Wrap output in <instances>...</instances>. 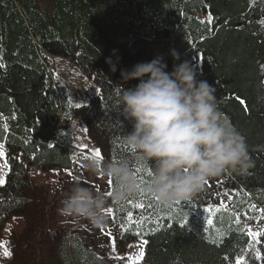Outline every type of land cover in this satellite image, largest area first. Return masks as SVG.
Segmentation results:
<instances>
[{"label":"trees","instance_id":"16d2710c","mask_svg":"<svg viewBox=\"0 0 264 264\" xmlns=\"http://www.w3.org/2000/svg\"><path fill=\"white\" fill-rule=\"evenodd\" d=\"M208 15L213 22L202 24ZM261 20L264 0H0V64L4 65L0 68V114L9 125L7 132H0L4 138L0 142L5 143L11 163L7 183L0 187V239L6 224L23 217L32 203L36 186L31 171H72L73 120L84 122L88 137L102 152V162L132 160L123 142L132 123L115 103L120 69L131 70L136 63L160 56L169 70L174 63L190 61L197 79L217 89L218 106L246 138L254 167L244 175L225 172L212 178L191 200L170 208L141 192L129 201L143 203V209L129 201L111 206L109 200L115 211L110 233L115 254L125 259L133 243L146 239L144 264H234L241 255L247 264H264V239L254 242L240 231L264 227L256 225L260 222L249 223L232 202L237 195L264 209ZM173 49L180 61L170 55ZM49 55L75 64L98 86L99 95L87 106L72 108L67 89L54 80ZM110 56L114 62L119 57L115 73L106 63ZM137 83L133 80L124 86ZM139 176L144 182L149 178L146 172ZM221 203L228 206L221 213L231 219L221 218L218 212L210 227L204 209ZM128 212L133 222H141L139 226L125 223ZM213 237L215 244L210 242ZM257 250L261 259H255ZM56 258L59 264H114L98 257L72 231L60 240Z\"/></svg>","mask_w":264,"mask_h":264},{"label":"clouds","instance_id":"9594fccd","mask_svg":"<svg viewBox=\"0 0 264 264\" xmlns=\"http://www.w3.org/2000/svg\"><path fill=\"white\" fill-rule=\"evenodd\" d=\"M170 55L180 61L176 50ZM106 63L115 73L119 57L114 62L110 56ZM197 75L190 61L174 63L169 70L160 56L136 63L131 70L120 69L115 103L132 123L123 138L132 160L83 158L85 170L112 179L114 186L107 195L73 184L61 201L62 216L83 218L99 227L107 220L109 200L111 206H123L142 191L170 208L191 200L212 178L225 172L244 175L254 167L246 138L218 106L217 89ZM133 80L138 81L135 86H124ZM148 165L152 174L144 182L137 168Z\"/></svg>","mask_w":264,"mask_h":264},{"label":"rangeland","instance_id":"374dc122","mask_svg":"<svg viewBox=\"0 0 264 264\" xmlns=\"http://www.w3.org/2000/svg\"><path fill=\"white\" fill-rule=\"evenodd\" d=\"M48 61L57 84L67 89L72 108H76L77 103L81 107L87 106L99 95L98 86L90 81L75 64L52 55L48 56ZM71 124L76 148V164L73 170L71 172L54 170L49 173L31 171L30 177L36 186V193L27 213L6 224L0 243L6 242L12 256L6 258L0 254V264H59L56 255L60 240L66 231L77 232L98 257L114 264H129L128 258L139 251L140 241H137L130 246L127 258H119L115 254L110 234L115 218L114 209L113 213H107L106 222L99 227L86 219L60 214L61 201L73 184L80 183L105 194L112 189V185L108 184L110 178L93 175L82 167V159L91 157L92 151L99 148L88 137L85 124L81 119H75ZM82 145H87V149H82ZM85 150H88L89 154L83 153ZM235 197L232 202L239 207L238 213L249 223L260 222L256 225L264 227L260 211L253 210L252 202L246 197L244 199L237 195ZM207 214L209 216L208 212ZM221 214V218L227 216L225 213ZM227 218L231 219L230 216ZM144 259L145 256L139 264H144Z\"/></svg>","mask_w":264,"mask_h":264},{"label":"snow or ice","instance_id":"6c2138e0","mask_svg":"<svg viewBox=\"0 0 264 264\" xmlns=\"http://www.w3.org/2000/svg\"><path fill=\"white\" fill-rule=\"evenodd\" d=\"M200 22L202 24L203 23L211 24L213 22V17L211 15H208L205 20H202ZM259 23L261 25H264V20L259 21ZM2 67H4V65L0 64V68H2ZM241 103H243V101H241ZM75 107L76 108H80L81 105L79 103H77L75 105ZM0 121H3V127H2V129H0V132H7L9 130V125L7 124V118L3 117V115L0 114ZM3 139H4L3 136L0 135V141H3ZM49 146L51 147V145H49ZM81 148L82 149H87V145H82ZM91 157H95L97 160L101 161L103 159L101 150L100 149H96V150L92 151ZM0 161H2V163H0V187H3L7 183V180H6L7 174H8V172L11 171V163H10L9 156H8L6 150H5V143L4 142H0ZM5 169L7 171H4ZM137 172H139V173L140 172H146V174L148 176H151L152 167H151V165L141 166V167L137 168ZM140 179L143 180L142 177H140ZM113 183L114 182H113L112 179H110L108 181L109 185H113ZM208 183H209V181L206 182L205 186H207ZM106 194L110 195L111 192L108 191ZM141 195H143L142 191H141ZM129 203L132 204L131 201H129ZM132 207L137 208V209H143V208H145V205L143 203H135V204H132ZM251 207L253 208V210L256 209L255 205H252ZM204 210L209 213V216L207 218V224L211 227V226H214L213 216H215L216 213L220 212L221 210L227 211L228 210V206L224 205L223 203H221L220 207H218V208L214 209L212 207H207ZM259 211H260V214H261L260 218L264 219V209H259ZM107 213H109V214L113 213V209L112 208H108L107 209ZM183 220H184L185 224L188 222L186 215L184 216ZM125 223L133 224V226H139L141 222L140 221L133 222V214H132V212H128L127 219H126ZM235 223L238 224V225L240 224V217L239 216L235 217ZM126 230L127 231H131L132 229L128 228ZM240 231L243 234H246L248 237H250L251 240L254 241V242L258 243L261 239H264V230L254 232L250 228H248L246 230L245 229H241ZM136 234L138 235L139 233H136ZM219 235H223V234H219ZM210 242L213 243V244L217 243V238L213 237L210 240ZM147 243H148V241L146 239H142L140 241V244L138 245L139 251L134 256H130L128 258L129 259V264H139V262L141 260H143V258L145 256L144 245H146ZM253 247H254V245H253ZM0 250H2V253H0V254H2L4 257L10 258L12 256V252L6 246V242L0 243ZM113 250H115V245H114ZM261 258H262L261 252L259 250H257L255 252V259H261ZM225 259H229V258L225 257ZM234 264H247V261H246L245 257L243 255H241V256H238L235 259Z\"/></svg>","mask_w":264,"mask_h":264}]
</instances>
